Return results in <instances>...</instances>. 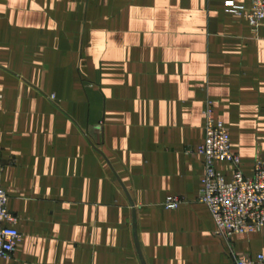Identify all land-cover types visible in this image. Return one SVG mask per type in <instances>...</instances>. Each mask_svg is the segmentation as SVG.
Segmentation results:
<instances>
[{
	"label": "crops",
	"instance_id": "obj_1",
	"mask_svg": "<svg viewBox=\"0 0 264 264\" xmlns=\"http://www.w3.org/2000/svg\"><path fill=\"white\" fill-rule=\"evenodd\" d=\"M235 8L251 3L0 0V187L22 235L0 264L264 255V229L219 237L199 202L208 99L244 176L264 158V23Z\"/></svg>",
	"mask_w": 264,
	"mask_h": 264
},
{
	"label": "built area",
	"instance_id": "obj_2",
	"mask_svg": "<svg viewBox=\"0 0 264 264\" xmlns=\"http://www.w3.org/2000/svg\"><path fill=\"white\" fill-rule=\"evenodd\" d=\"M251 8H235L234 13L258 29L264 23V0H248ZM206 139L198 150L205 158V174L199 202L206 205L216 223L215 234L230 239L250 235L264 229V158L255 162L254 175L244 176L240 156L232 152L231 134L216 120L215 104L207 100L205 108ZM217 163H227L233 170L230 182L217 170ZM184 200L169 197L164 205L167 210H177ZM18 218L8 209V195L0 187V260H11L22 241L17 230ZM236 264H264V255L252 259L236 256Z\"/></svg>",
	"mask_w": 264,
	"mask_h": 264
}]
</instances>
